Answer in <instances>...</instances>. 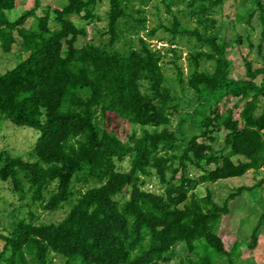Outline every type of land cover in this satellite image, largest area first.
<instances>
[{
  "label": "trees",
  "instance_id": "1",
  "mask_svg": "<svg viewBox=\"0 0 264 264\" xmlns=\"http://www.w3.org/2000/svg\"><path fill=\"white\" fill-rule=\"evenodd\" d=\"M16 1L0 0V46L12 53L18 36L29 55L0 74V114L40 136L28 159L0 152V179L20 193L15 219L0 224V264H53L57 257L66 264H234L217 225L230 202L264 178L222 204L209 183L264 168V0H245L252 12L234 17L250 15L249 23L257 14L262 26L263 65L246 60V78L232 77L229 43L220 37L216 13L225 0H108L107 39L82 46L88 32L74 16L100 21L102 0L44 8L35 0L11 21L6 13ZM30 18L37 26L26 27ZM223 129L217 149L214 134ZM154 175L161 192L146 181ZM200 184L207 196L197 195ZM67 205L59 222L36 221L41 211ZM180 244L187 255L176 252Z\"/></svg>",
  "mask_w": 264,
  "mask_h": 264
},
{
  "label": "rangeland",
  "instance_id": "2",
  "mask_svg": "<svg viewBox=\"0 0 264 264\" xmlns=\"http://www.w3.org/2000/svg\"><path fill=\"white\" fill-rule=\"evenodd\" d=\"M34 1L35 0H17L16 7L6 13L9 20H16L26 9H30L34 5ZM68 2L69 0H42V8L50 5L64 7L68 4ZM135 3L138 7V2L135 1ZM154 3L152 2L151 5H154ZM151 5L147 9H150ZM252 6L253 5L249 1L246 2L245 0H225L216 13V17L219 19V23L217 25L220 29V37L224 38L225 41L229 43L226 55L227 58L232 62V77H247L245 68L246 60L251 61L255 68L261 67L263 65L262 54L257 49V46H259L261 43L262 30L261 23L257 19V14L252 19H250L249 23L247 20H249L250 15H246L244 20L241 21H235L234 18L237 14L242 13V10L249 9L252 12ZM178 8L180 10V13H178L180 15L179 17L181 18L183 24H185L188 20V18L185 16L187 12L186 1H180ZM108 10V0H102V3L97 6V12L101 20L93 24L89 23L85 19L74 16V21L77 23V25L79 27H85L88 32L87 37L80 38V46L85 44L90 39H92V41L97 44H101L102 41L107 39L108 36H101V33L103 34L106 29ZM165 11L166 8L164 6L162 10V16L165 18V20L166 18L170 19V16L166 14ZM43 12L44 11L39 9L38 16H41ZM152 12L154 13V10H152ZM147 14V12L141 14L134 12L133 15L134 17H140L142 15L146 16ZM156 18H153L152 22H148V25L156 23ZM168 21L171 22V20ZM36 23V18H30L26 23V27H29L33 24L35 26ZM196 24V20L191 22L192 26ZM239 38H241L240 42H238ZM152 42L156 45H161V43H157L156 40H153ZM251 45L254 47L252 48ZM118 46L120 49H122V51L127 50L128 48V45L124 42L120 43ZM28 55L29 53L27 54L25 52H21V40L18 36L17 41L13 46L12 53H5L0 46V74L15 68L22 60L26 59ZM184 55H186L185 52L183 56ZM184 66H186L185 61ZM168 75H174L172 70H169ZM256 81L259 83L261 81V76H259ZM178 89L180 90L179 86ZM189 93L190 92H186V94ZM225 101L229 107H232L235 104L236 99L229 98L225 99ZM219 107L223 110V104H219ZM239 111L240 109H234V115L237 119L239 118ZM214 135L218 137L215 147L219 149L222 146L224 137L226 135V130L223 129L220 132H216ZM39 136V131L28 127L17 126L7 118H3L0 114V152L6 150L11 155L23 156L28 159L29 157L27 154L29 150L35 145ZM233 159L235 162H238L240 157L234 156ZM121 165L123 168H129L127 161L123 162ZM190 172L193 176H196L199 173V171H197L194 166H191ZM263 178L264 168L259 173L256 171H249L242 177L231 178L229 180L218 181L216 183H209V188H211L213 191L215 201L222 204L224 203L227 196L230 193L236 191L238 187L243 185L253 186ZM146 181L149 185V188L158 192L162 191V184H160L156 175L148 178ZM196 193L201 197L207 196V186L200 184L196 188ZM19 195L20 193L11 192L10 185L4 183L0 179L1 225H9V222L12 219H15V215L12 216V213H17L16 208L19 205ZM24 202H27V200ZM70 208L71 206L67 205L55 213H46L41 211L40 217L36 221L38 223L59 222L67 215ZM263 213L264 185L252 191H245L230 202L229 213L223 217L219 225H217L216 230L223 239L226 249L228 251L231 249V258L234 264H264V220H262L261 217ZM2 227L3 226H0V230H2ZM256 228H258V230L255 232ZM176 252L179 253V255H187L188 253L184 244L178 245L176 247ZM53 261V264H66L65 258L57 257ZM174 263L175 260L171 264Z\"/></svg>",
  "mask_w": 264,
  "mask_h": 264
}]
</instances>
